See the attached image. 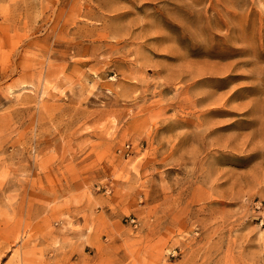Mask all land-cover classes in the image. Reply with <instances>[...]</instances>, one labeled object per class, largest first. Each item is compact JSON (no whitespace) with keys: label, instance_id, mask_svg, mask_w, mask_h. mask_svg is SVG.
<instances>
[{"label":"rangeland","instance_id":"374dc122","mask_svg":"<svg viewBox=\"0 0 264 264\" xmlns=\"http://www.w3.org/2000/svg\"><path fill=\"white\" fill-rule=\"evenodd\" d=\"M0 264H264V0H0Z\"/></svg>","mask_w":264,"mask_h":264},{"label":"built area","instance_id":"2783aa9c","mask_svg":"<svg viewBox=\"0 0 264 264\" xmlns=\"http://www.w3.org/2000/svg\"><path fill=\"white\" fill-rule=\"evenodd\" d=\"M132 221L134 220V219H131Z\"/></svg>","mask_w":264,"mask_h":264}]
</instances>
